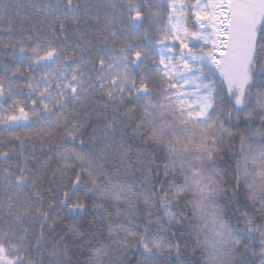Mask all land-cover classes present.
<instances>
[{
    "label": "trees",
    "instance_id": "1",
    "mask_svg": "<svg viewBox=\"0 0 264 264\" xmlns=\"http://www.w3.org/2000/svg\"><path fill=\"white\" fill-rule=\"evenodd\" d=\"M176 10L0 0L2 264H264V25L242 73L199 67L201 122L164 71Z\"/></svg>",
    "mask_w": 264,
    "mask_h": 264
},
{
    "label": "rangeland",
    "instance_id": "2",
    "mask_svg": "<svg viewBox=\"0 0 264 264\" xmlns=\"http://www.w3.org/2000/svg\"><path fill=\"white\" fill-rule=\"evenodd\" d=\"M170 2L178 10L172 15L174 33L178 41L186 45L185 50L188 53L184 56L181 52L177 61L172 64L166 63L168 67L166 73L171 74V78L179 82L181 91L183 90L180 91V99L185 107L192 111L196 110L199 116L205 117L213 109L212 101L209 106L206 105L204 98L207 97L202 95L206 93L201 86L202 75H199L195 69L203 64L208 67L217 66L228 77L237 75L238 71L242 73L256 44L255 33L264 25L263 7L261 4L257 14L258 19L247 46L239 53L232 54L229 47V36L233 0H170ZM190 9H193L196 15L200 34L192 35L191 33V26L188 23ZM179 20L182 21L181 24L178 23ZM199 44L211 48V51L209 53L200 52L197 50ZM135 57L140 58L138 55ZM237 61H239L237 63L239 68L234 66ZM44 72L46 80L53 81V78L47 74L48 71ZM199 107L201 113L198 110ZM0 264H2L1 261Z\"/></svg>",
    "mask_w": 264,
    "mask_h": 264
},
{
    "label": "water",
    "instance_id": "3",
    "mask_svg": "<svg viewBox=\"0 0 264 264\" xmlns=\"http://www.w3.org/2000/svg\"><path fill=\"white\" fill-rule=\"evenodd\" d=\"M260 0H234L231 25V49L236 53L246 43L255 20L257 4ZM134 67L138 70L142 59L134 57Z\"/></svg>",
    "mask_w": 264,
    "mask_h": 264
}]
</instances>
